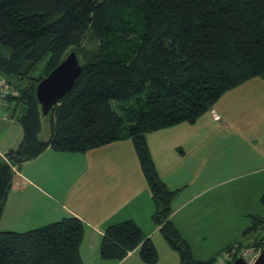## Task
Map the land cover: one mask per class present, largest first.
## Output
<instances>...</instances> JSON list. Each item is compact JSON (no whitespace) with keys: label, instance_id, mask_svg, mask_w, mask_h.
Instances as JSON below:
<instances>
[{"label":"trees","instance_id":"16d2710c","mask_svg":"<svg viewBox=\"0 0 264 264\" xmlns=\"http://www.w3.org/2000/svg\"><path fill=\"white\" fill-rule=\"evenodd\" d=\"M71 51L82 73L44 116L36 88ZM0 76L18 91L6 101L22 107L24 132L0 160V219L16 171L46 149L88 152L131 140L155 205L153 221L180 264L214 263L220 253L195 259L173 224L175 192L160 177L146 135L195 123L228 91L264 78V0H0ZM43 117L51 131L46 141ZM83 234L75 216L27 232L0 230V264H84ZM243 236H254L253 243L226 247L234 253L227 264L242 248L262 250L264 219H254ZM130 252L146 264L159 260L135 221L109 226L101 258L119 262Z\"/></svg>","mask_w":264,"mask_h":264},{"label":"crops","instance_id":"0c3cea01","mask_svg":"<svg viewBox=\"0 0 264 264\" xmlns=\"http://www.w3.org/2000/svg\"><path fill=\"white\" fill-rule=\"evenodd\" d=\"M253 80L256 79H251L225 93L211 110L199 118L198 122L171 126L167 137L164 130L155 131L149 137V143L154 144L155 151L153 149L150 151L151 155L154 152L153 159L156 169L170 190H177L180 186L179 181L184 180V177H178L177 166L187 165L189 167L191 165L190 162L187 164L188 160L184 157L186 154L184 144H187L193 135L189 130L199 125L209 128L211 131L216 128L225 130L230 124L236 127L233 115H237V112H241L240 115L245 114L246 108L256 106L257 96L264 99V93L260 89H255L254 98L250 96V99H246L245 95L252 91ZM261 81H264V78ZM20 110L23 112L21 106L10 103L6 99L0 107V160L5 157L6 152L16 149L23 140L24 132L19 123L21 115L16 116ZM231 110H234V114L230 113ZM241 120L245 123L243 115ZM47 127V137L42 138L45 141L50 138L51 133L49 123ZM255 127L260 128L254 136L261 138V141L264 142V114L256 118V122L249 126L250 129ZM173 136L180 137L174 149L168 145ZM201 138V141L208 145V141H204V137ZM128 143V140L115 142L83 154L87 156L67 154V152L48 148L37 158L23 163L16 172L12 190L7 197L0 219V230L27 232L60 221L65 217L75 216L84 224V234L80 246V256L84 264H146L139 258L137 252H130L126 258L119 262L101 258L100 247L105 230L113 224L133 220L141 227L144 235L154 242L159 254L156 264H180L179 256L161 237L159 227L153 221L155 205L150 187L136 164H134V169L137 172L133 169L134 172L131 173L130 179L128 180L126 177L119 181L118 185L117 180L111 185V170L106 168L101 180L102 185L100 184L103 187L99 191L97 189V192L91 190L95 177L101 176L100 174L95 176V170L107 166L88 164L83 160L93 157L100 158L110 151L112 155L120 154L122 151L115 150L128 147ZM208 151L204 154L203 161L209 158L210 152ZM65 157H76L78 160L76 168L62 165ZM250 164H258V159L253 157L250 159ZM120 170L125 171L126 169ZM257 170L263 171L264 168ZM69 173L72 175L69 176ZM181 206L182 204L173 209L172 219L182 213L183 210L176 213ZM182 218L183 216L180 219ZM186 222L187 219L177 224V227L182 230L181 227H186ZM248 227L242 231V235ZM221 248L219 247L210 255L197 256L196 258L201 261L211 259L225 250Z\"/></svg>","mask_w":264,"mask_h":264},{"label":"rangeland","instance_id":"374dc122","mask_svg":"<svg viewBox=\"0 0 264 264\" xmlns=\"http://www.w3.org/2000/svg\"><path fill=\"white\" fill-rule=\"evenodd\" d=\"M46 60L41 63V68L44 66ZM255 79L252 81V91L245 95L246 99H250V96L252 98L255 97V89H260L264 93V81H261L263 78L258 77ZM240 94L242 95V93ZM256 98L258 99L256 106L246 108V113H242L245 123L241 120V112H237L236 115L234 114V110H231L230 113L234 114L233 118L236 121L234 122L238 128L230 124L225 130L216 128L211 131V129L199 125L189 130L193 135L190 141L184 144L186 149L184 157L188 160L187 164L191 163V165L189 167L187 165L177 166V175L179 178L184 177V180L179 181L180 186L177 190H172L175 194L171 207L173 211L176 206L182 204L181 208L176 212L178 213L180 210H183L182 213L176 215L172 219V222L178 229L182 239L190 245L195 259H197V256L204 257L210 255L216 249H219V247L226 249L224 248L225 246H235L240 242L252 244L253 241L250 242V240L254 239V236L248 239L242 235V231L254 219H264V205L261 202V198L264 195V170H257L264 168V142L261 141V138L254 136L260 127L249 128L250 124L256 122V118L264 114V99L258 96ZM21 114L22 111L20 110L16 116H20ZM48 123L49 118L43 117V133L41 134V138L43 139L48 134ZM161 130H164L167 137L171 127ZM154 132L147 133V144L149 143V137ZM201 137H204V141H208V145L201 141ZM179 138L173 136L168 142L169 147L174 149L177 146ZM128 142L130 147H121L122 150L121 148L115 150L118 152L122 151L120 154L116 152L117 154L112 155L110 151L103 154L100 158L93 157L92 159L87 158L83 160L84 163L107 166L95 170L94 175L100 174L101 176L95 177L91 190L96 191L98 189L99 191L103 187L100 184L102 185L101 180L106 168L111 170V185L116 180L118 185V182L124 180L126 177L129 180L131 173L137 172L134 169V164L142 171L135 145L131 140H128ZM153 147L154 144H148L149 151L150 149L154 150ZM127 148L130 149L127 150ZM206 151L210 152L209 158L203 161ZM88 152L69 151L67 154L87 156L83 154H87ZM151 156L154 158V152ZM253 157L258 159V164H250V159ZM77 162L76 157H65L63 158L62 165L68 168H76ZM119 168L126 170L122 171ZM255 170L257 172H254ZM68 175L70 176L72 173ZM182 216L183 218L180 219ZM184 218L187 219L186 227L183 226V228L181 227L182 230H180L177 224L185 221ZM159 232L167 243L160 229ZM252 249H254L253 255H255V252L258 254V251H260L256 247H252ZM244 250L247 251L249 248L240 249L238 252L239 257ZM173 252L180 258L179 252L176 250H173ZM222 253L225 252L222 251L220 254ZM226 254L232 260L234 253L226 252Z\"/></svg>","mask_w":264,"mask_h":264},{"label":"water","instance_id":"95a60500","mask_svg":"<svg viewBox=\"0 0 264 264\" xmlns=\"http://www.w3.org/2000/svg\"><path fill=\"white\" fill-rule=\"evenodd\" d=\"M82 64L76 51L68 53L66 58L36 88V97L42 114L47 116L60 100L70 92L82 73ZM233 264H248L239 257ZM252 264H264V247Z\"/></svg>","mask_w":264,"mask_h":264},{"label":"built area","instance_id":"2783aa9c","mask_svg":"<svg viewBox=\"0 0 264 264\" xmlns=\"http://www.w3.org/2000/svg\"><path fill=\"white\" fill-rule=\"evenodd\" d=\"M17 95H18V91L11 84H9L5 78L0 76V107L8 96H17ZM253 254H254L253 249H249L247 251L244 250L240 254V257L243 258L247 263L249 262L252 264L259 253L257 254V252H255V255ZM229 261H230L229 256L225 252L220 254L216 258L213 264H226Z\"/></svg>","mask_w":264,"mask_h":264}]
</instances>
